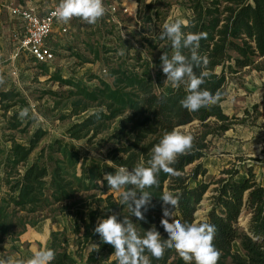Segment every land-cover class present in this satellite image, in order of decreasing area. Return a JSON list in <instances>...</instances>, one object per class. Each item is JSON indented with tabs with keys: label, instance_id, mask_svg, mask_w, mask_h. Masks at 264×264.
I'll list each match as a JSON object with an SVG mask.
<instances>
[{
	"label": "trees",
	"instance_id": "obj_1",
	"mask_svg": "<svg viewBox=\"0 0 264 264\" xmlns=\"http://www.w3.org/2000/svg\"><path fill=\"white\" fill-rule=\"evenodd\" d=\"M136 1L140 0L133 1L137 11ZM161 4V0L142 3L138 18L144 31L151 32L152 25L164 24L165 13L159 7L155 8ZM185 4L190 15L182 31L206 34L198 51L201 56H207L209 63L206 67L194 68V71L197 75L202 70L209 73L201 88L212 93L220 91L222 102L196 112L181 106L180 101L187 95L186 82L174 87L165 81L160 57L167 53L171 58L175 50L170 40L160 39V31L155 35V43L147 41L153 50L160 49L153 76L138 75L118 67L110 71V83L94 77L98 86L93 89L82 82L53 76L51 80L70 89L67 94L53 95L58 99V106L65 102L67 113L60 119H75L66 130L67 137L91 145L103 134L111 132L105 140L106 145L113 146L106 154V160L111 162L89 161L79 150L56 141L54 148L58 157L53 159L50 169L42 164L44 151L31 161L45 131L37 130L28 145L11 140L5 159L6 178L0 180L7 187L0 195V245L17 242L28 227H35L56 206L72 201L77 194L94 192L81 202L87 214L83 211L78 216L76 246L84 264H116L112 256L114 248L103 243L94 232L98 218L106 219L116 214L118 220L123 221L128 217L141 236L155 225L161 237L167 239L160 224L163 209L167 207L174 212V216L168 217L169 222L176 219L185 224L196 223V213L204 196L213 187L210 209L205 220L198 223L207 222L216 227L213 243L221 252L218 264H264V185L258 181L252 167L238 159L223 168L219 177L211 182L199 180L208 173L201 161L213 140L223 137L236 125L246 123L250 117L249 112L245 119L230 117L224 113L222 105L232 78L242 72H264V0H185ZM181 51L190 55L187 49ZM19 99L20 95L14 90L0 92V107L8 111L19 104ZM11 121V130L22 126L18 112ZM193 123V130L187 133L194 137L193 147L172 165L180 174L161 171L159 185L144 189L152 197L150 203L141 208L143 220L132 215L129 206L121 202V195L116 199L114 194H109L113 190L109 189L106 180L103 186L99 184L105 173H114L120 166L131 170L141 161L148 166L151 149L165 132ZM136 191L139 198L140 190ZM165 192L179 195L175 208L163 206L161 197ZM90 201L97 206L96 210L89 206ZM81 203H74L73 208H80ZM243 215L248 216V222L241 226L239 221ZM48 248L56 253L51 264H78L63 234L52 233ZM87 248L90 250L84 258L82 254ZM146 254L151 264H185L174 249H167L159 260Z\"/></svg>",
	"mask_w": 264,
	"mask_h": 264
},
{
	"label": "rangeland",
	"instance_id": "obj_2",
	"mask_svg": "<svg viewBox=\"0 0 264 264\" xmlns=\"http://www.w3.org/2000/svg\"><path fill=\"white\" fill-rule=\"evenodd\" d=\"M45 1L46 4L42 7L45 10L59 2ZM133 1L103 0L106 12L95 24L85 23L78 18L69 24L70 30L66 34L62 33L59 27H55L46 41V45L55 54V60L43 66L36 63L27 52L18 51V43L24 35V24L21 19L12 15L11 10L28 7V0H0V92L14 90L20 95L17 106L8 111L0 107V180L6 178L5 159L12 145L11 140L28 145L29 139L39 129L46 134L33 152L31 161L44 151L42 164L51 169L53 159L58 157L54 144L61 141L70 148L79 150L89 161L108 164L106 154L113 146L106 145L105 140L111 132L103 134L91 145L85 141L70 140L66 130L75 119H60L67 113L65 102L58 106V99L53 96L67 94L70 89L51 79L55 75H60L64 79L82 82L93 89L98 86V81L94 77L110 83L112 78L109 73L118 67L138 75L153 76L155 59L160 49L153 50L147 41L155 43V35L158 31L161 32L163 25H152L151 32L144 31L138 13L142 3L149 4L154 0L136 1L137 11ZM161 1L162 4L155 8L159 7L165 13L164 23L175 19L188 20L190 14L185 0ZM111 7L117 9L114 16L110 14ZM124 8L131 12L125 13ZM226 95L229 108L232 109V112H229L226 108L230 115L241 120L245 119L246 112H249L250 117L246 123L236 125L223 137L213 140L206 157L201 161L208 173L205 177H199V180L211 182L219 177L223 168L240 159L245 166L252 167L258 181L264 185V72L238 74L229 81ZM24 108L29 109V118L19 116L22 126L11 130L12 116ZM193 128L194 123L183 127L182 130L188 133ZM0 186L2 195L7 187L4 182L0 183ZM212 190L213 187H210L204 196L196 213V223L205 220L210 209L209 198L213 194ZM93 193L77 194L72 201L56 206L54 211L47 214L44 219L41 218L35 227H28L17 242L8 241L0 245V257L27 260L34 251L48 247L52 233L59 232L69 241L70 251L78 264H84L76 246L78 231L75 229L80 225L79 214L83 211L87 214V209H82L81 202ZM109 194H114L116 199L120 196L115 190ZM77 202L81 203L80 208H73ZM89 206L93 210L97 209L92 201L89 202ZM163 206L166 205L163 203ZM240 219H244L240 223L241 226L247 224V215ZM89 250L90 248H87L83 252L84 258L87 257Z\"/></svg>",
	"mask_w": 264,
	"mask_h": 264
},
{
	"label": "clouds",
	"instance_id": "obj_3",
	"mask_svg": "<svg viewBox=\"0 0 264 264\" xmlns=\"http://www.w3.org/2000/svg\"><path fill=\"white\" fill-rule=\"evenodd\" d=\"M106 8L103 0H60L56 10L52 13L58 22L67 24L72 18H80L88 24H95L105 15ZM187 25L183 19H175L165 22L160 32V39L171 41L175 50L169 58L167 53L160 57V68L166 76V80L172 86H178L186 82L187 95L180 101L183 108L190 112L199 111L201 108H210L222 102V93H212L202 90L205 78L209 76L207 71H201L199 75L194 68L206 67L209 63L207 56L199 54L201 39L206 38L205 33H184L182 27ZM181 49H187L190 55L182 54ZM21 118L29 116V109L24 108L19 112ZM194 137L185 133L180 127L165 132L159 143L151 149V158L145 166L141 161L129 170L125 166L118 167L114 173H105L99 184L107 181L109 189L115 190L121 195V202L127 204L137 219L143 220L144 214L141 208H145L151 200L146 188L159 185L158 175L161 171L170 175H179L172 165L177 162L180 155L189 152L193 147ZM111 162L110 160L108 161ZM132 186V187H126ZM137 189L140 196L137 198ZM179 195L165 192L161 200L165 205L174 208L179 203ZM174 216L167 207L163 209L161 226L167 233V239L161 237L160 232L153 225L144 231L141 236L135 224L124 217L118 220L117 215H109L106 219H99L94 232L98 234L103 243L114 248L112 256L116 264H151V257L162 259L167 249H174L185 264H218L221 252L214 246L216 227L207 222L185 224L168 217ZM97 247V245H95ZM56 253L53 249L42 247L33 252L27 260H16L11 257H0V264H51Z\"/></svg>",
	"mask_w": 264,
	"mask_h": 264
},
{
	"label": "built area",
	"instance_id": "obj_4",
	"mask_svg": "<svg viewBox=\"0 0 264 264\" xmlns=\"http://www.w3.org/2000/svg\"><path fill=\"white\" fill-rule=\"evenodd\" d=\"M58 5L54 6L44 16H38L33 10L24 8H14L11 10L12 15L21 19L24 24V35L18 43V51L27 52L36 63L41 65H48L55 60L54 52L46 45V41L54 28L59 27L61 32L66 34L69 32L68 25L76 19L75 17L72 18L67 24L58 22L52 14ZM116 12L117 9L115 7L110 8L112 16ZM124 12L130 13L131 11L124 8ZM112 20L114 21V19Z\"/></svg>",
	"mask_w": 264,
	"mask_h": 264
},
{
	"label": "crops",
	"instance_id": "obj_5",
	"mask_svg": "<svg viewBox=\"0 0 264 264\" xmlns=\"http://www.w3.org/2000/svg\"><path fill=\"white\" fill-rule=\"evenodd\" d=\"M59 3H60V0H59L58 4ZM45 4H46L45 0L43 2H42V0H28V7H25L24 9L33 10L38 16H44L49 12V10H51L54 6H56V4H55L53 7L49 8V9L46 8V10H45L42 8ZM76 19H78V18H76ZM69 30H70V28H69ZM222 106H223L224 113L231 117L232 115H230L229 112H232V109H231V107L229 108V103L227 102V100L223 103ZM226 108L229 110V112L226 111ZM244 108H246V107H244Z\"/></svg>",
	"mask_w": 264,
	"mask_h": 264
},
{
	"label": "water",
	"instance_id": "obj_6",
	"mask_svg": "<svg viewBox=\"0 0 264 264\" xmlns=\"http://www.w3.org/2000/svg\"><path fill=\"white\" fill-rule=\"evenodd\" d=\"M181 128H183V127H181ZM243 221H244V219H240L239 223H242Z\"/></svg>",
	"mask_w": 264,
	"mask_h": 264
}]
</instances>
